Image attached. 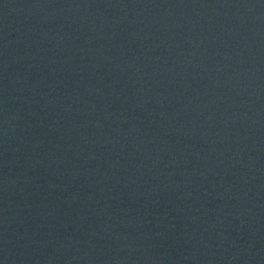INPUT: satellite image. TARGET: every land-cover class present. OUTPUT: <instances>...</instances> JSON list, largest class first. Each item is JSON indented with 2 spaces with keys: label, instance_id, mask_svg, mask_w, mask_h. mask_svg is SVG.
<instances>
[{
  "label": "water",
  "instance_id": "95a60500",
  "mask_svg": "<svg viewBox=\"0 0 264 264\" xmlns=\"http://www.w3.org/2000/svg\"><path fill=\"white\" fill-rule=\"evenodd\" d=\"M0 264H264V0H0Z\"/></svg>",
  "mask_w": 264,
  "mask_h": 264
}]
</instances>
